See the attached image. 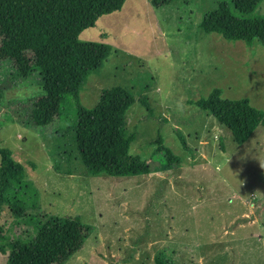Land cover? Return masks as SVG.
<instances>
[{
    "label": "rangeland",
    "instance_id": "rangeland-1",
    "mask_svg": "<svg viewBox=\"0 0 264 264\" xmlns=\"http://www.w3.org/2000/svg\"><path fill=\"white\" fill-rule=\"evenodd\" d=\"M218 1L154 8L151 0H125L78 35L79 42L110 47L80 85L79 104L92 109L111 87L131 94L124 116L126 134H134L129 154L150 166L148 175L89 176L71 130L13 123L4 104L40 97L41 78H21L9 61L0 62V147L22 165L37 202L18 220L1 208L0 246L31 235L49 217L76 216L91 233L64 264H152L157 254L168 264H264V130L257 126L236 145L192 104L219 89L221 99H246L264 113V47L199 28ZM255 14L264 16V0ZM157 137L177 165L155 155ZM5 260L0 254V264Z\"/></svg>",
    "mask_w": 264,
    "mask_h": 264
},
{
    "label": "trees",
    "instance_id": "trees-1",
    "mask_svg": "<svg viewBox=\"0 0 264 264\" xmlns=\"http://www.w3.org/2000/svg\"><path fill=\"white\" fill-rule=\"evenodd\" d=\"M125 0H0V62L9 61L15 73L27 78L38 73L42 95L23 101H9L4 109L11 121L22 127L71 130L77 155L89 176L129 177L148 175L150 166L129 154L134 134H126L124 116L133 102L120 87L102 90L96 105L84 109L78 89L110 54L99 42H79L78 35L96 21L120 11ZM171 0H151L154 8ZM262 0H219L199 23L204 33L249 46L256 41L264 47V16L255 14ZM142 101V100H141ZM192 104L226 128L236 145L243 144L257 126L264 130V113L246 99L225 100L213 89ZM65 123V125H63ZM183 150L184 139L175 133ZM155 155L167 166L178 161L163 145L153 142ZM7 207L14 220L37 209L36 191L24 180V169L7 148L0 147V210ZM1 231V227H0ZM91 233L74 216L49 217L38 222L31 235L5 240L0 254L5 264H64L83 246ZM0 239L3 238L0 236ZM152 264H168L161 254Z\"/></svg>",
    "mask_w": 264,
    "mask_h": 264
}]
</instances>
